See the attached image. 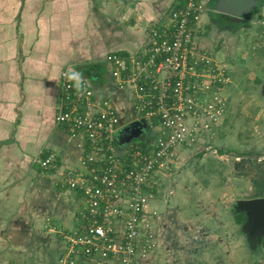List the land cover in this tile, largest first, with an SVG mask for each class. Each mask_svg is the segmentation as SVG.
Listing matches in <instances>:
<instances>
[{
  "label": "crops",
  "instance_id": "obj_1",
  "mask_svg": "<svg viewBox=\"0 0 264 264\" xmlns=\"http://www.w3.org/2000/svg\"><path fill=\"white\" fill-rule=\"evenodd\" d=\"M210 1L207 5L212 8ZM182 3L183 0H0V264H32L38 251L32 241L36 232L41 233L40 252L43 256L47 253L50 264H57L60 255H55L53 262L43 243L51 233L48 220L59 233L81 224V199L77 200L76 211L68 215L69 221L65 209L54 205V198L70 196V201H75L80 197L74 190L62 187L60 171L78 166L86 143L81 137H71L65 125L56 119L57 113L69 104L63 98L61 71L74 68L83 73L91 85L93 99L107 100L115 109L119 118L117 130L142 119L137 117L133 90L116 86L112 76L115 66L108 57L118 56L131 67V57L140 54L147 43L148 29L168 21L171 10ZM210 12L201 16L200 22L209 18L211 24L198 23L196 42L224 65L233 78L229 65L218 53L219 42L217 52L209 51L199 43L197 34L209 36L208 29L231 34L242 25L248 34L255 24L254 38L258 40L256 21L264 15L256 19L250 15L251 24L228 27L214 21ZM251 47L254 48L250 44L239 58L250 57ZM227 89L226 86L222 91L226 95L225 111L215 125L214 140L223 136L221 127L229 108ZM152 122L158 130L157 121ZM145 130L141 138L148 140L150 135ZM121 137L124 141V135ZM207 145L202 151L197 150L222 155L218 147ZM188 147L195 145L179 147L172 159L181 148ZM51 153L56 154L59 168L44 169L39 162ZM54 193L55 197L51 196ZM36 195H40L44 207L34 206ZM47 260L43 257L40 264Z\"/></svg>",
  "mask_w": 264,
  "mask_h": 264
},
{
  "label": "built area",
  "instance_id": "obj_2",
  "mask_svg": "<svg viewBox=\"0 0 264 264\" xmlns=\"http://www.w3.org/2000/svg\"><path fill=\"white\" fill-rule=\"evenodd\" d=\"M207 2L183 0L168 21L152 25L145 47L131 57V67L118 56L108 57L116 86L133 90L136 112L157 121L146 153L138 146L120 151L114 142L119 118L113 106L93 99L91 86L77 94L64 76L69 69L61 71L69 104L56 119L86 145L80 166L60 171L62 187L80 193V227L59 233L48 220V230L59 238L58 264H156L150 260L149 240L140 239L148 233L142 223L158 186L153 177L176 149L194 146L204 131L213 137L226 104L221 92L229 81L226 68L196 42ZM256 23L264 45V16ZM39 163L44 169L59 168L55 153Z\"/></svg>",
  "mask_w": 264,
  "mask_h": 264
},
{
  "label": "rangeland",
  "instance_id": "obj_3",
  "mask_svg": "<svg viewBox=\"0 0 264 264\" xmlns=\"http://www.w3.org/2000/svg\"><path fill=\"white\" fill-rule=\"evenodd\" d=\"M210 7L206 5V11L214 12ZM261 14L264 15V4L251 18L256 19ZM247 18L242 22L251 24L253 20L250 16ZM200 23L211 24L209 18H203ZM226 25L230 27L232 24L228 22ZM254 25L253 28L250 26L248 34L242 30L243 25L235 28L237 30L231 32L232 35L217 34L211 29H208L211 31L209 36L207 33L197 34L199 43L209 51L217 52L218 49L231 69L233 78L229 76L224 86L228 88L229 108L221 127L222 137L214 140L208 131L202 132V140L194 143L195 147L181 148L177 157L167 159L154 175L159 185L156 188L158 192L154 193L142 223L148 233L140 239L147 237L149 240L152 247L150 260L156 264H264L259 245L262 236L254 235L247 227V218L241 225L234 220L236 213L250 211L249 201L264 198V46L254 38L257 33ZM250 44L254 47L250 50L253 54L246 60L240 59V53L246 51ZM137 117L144 119L150 136L148 140L136 137L130 146H140L141 141H145L151 148L157 133L155 124L142 115ZM205 143L219 148L222 155L220 152L219 155L217 152H199L197 149L202 151ZM124 147L130 149L129 144L121 145L120 149ZM33 183L37 186L36 182ZM36 196L34 206L44 207L40 195ZM79 199L76 197L75 201H70V196H62L54 198V205L65 209V217L69 221L68 215L76 211ZM56 233L51 232L47 243L43 242L53 262L56 261L55 255H60ZM36 235L32 241L37 244L38 251L34 257L38 262L35 259L32 264H40L43 257L47 260V253L44 252L43 256L41 247H38L42 243L41 233L36 232ZM141 258L144 262L148 255ZM50 262L48 259L43 264Z\"/></svg>",
  "mask_w": 264,
  "mask_h": 264
},
{
  "label": "water",
  "instance_id": "obj_4",
  "mask_svg": "<svg viewBox=\"0 0 264 264\" xmlns=\"http://www.w3.org/2000/svg\"><path fill=\"white\" fill-rule=\"evenodd\" d=\"M260 1L261 0H214L213 9L217 16L229 23L242 24V19L252 15L258 8ZM146 127L144 119H136L129 122L119 130H116L114 134L115 144L120 147L124 144L128 145L133 138H141L142 132H144ZM122 135H124V141L121 140ZM248 204L251 209L246 213L247 223H245L247 227L251 228L252 232L255 233L254 235L260 234L263 236L264 228L262 227H264V198L249 201Z\"/></svg>",
  "mask_w": 264,
  "mask_h": 264
},
{
  "label": "trees",
  "instance_id": "obj_5",
  "mask_svg": "<svg viewBox=\"0 0 264 264\" xmlns=\"http://www.w3.org/2000/svg\"><path fill=\"white\" fill-rule=\"evenodd\" d=\"M210 2H211V5H212V9H213L214 0H211ZM263 4H264V0L262 2L260 1L258 8L253 13H255ZM210 15H211V18L214 21H216L217 23H220L223 26L226 25V23H228V21H226V20L222 19L221 17L217 16L215 14V12H213V11L210 12ZM232 25L234 27L235 26H237V27L240 26V24H235V23H233ZM85 145H86V143H85ZM132 146L135 147L134 145H131V146H129V148H131ZM137 146L139 147L140 150H143L144 153H146L148 151V149H149L148 144L145 141H141V145L140 146L137 145ZM118 148L120 149V147H118ZM124 150L126 151V149H124ZM124 150L122 152H125ZM154 191H156V187H154ZM78 194L80 195V193H78ZM234 220L239 225L243 224L245 222V220H246V213L244 211H240V212L236 213L235 216H234ZM259 245L262 248L263 256H264V235L260 238Z\"/></svg>",
  "mask_w": 264,
  "mask_h": 264
},
{
  "label": "clouds",
  "instance_id": "obj_6",
  "mask_svg": "<svg viewBox=\"0 0 264 264\" xmlns=\"http://www.w3.org/2000/svg\"><path fill=\"white\" fill-rule=\"evenodd\" d=\"M67 81L70 82V87H72L77 94H84L90 88V83L86 82L83 73L75 70L74 68L69 69L64 73Z\"/></svg>",
  "mask_w": 264,
  "mask_h": 264
}]
</instances>
